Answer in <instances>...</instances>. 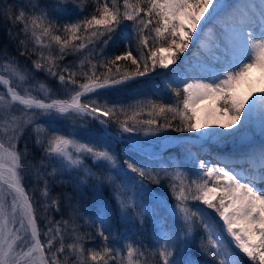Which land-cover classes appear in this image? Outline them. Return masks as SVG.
I'll return each instance as SVG.
<instances>
[{
    "label": "snow or ice",
    "instance_id": "snow-or-ice-1",
    "mask_svg": "<svg viewBox=\"0 0 264 264\" xmlns=\"http://www.w3.org/2000/svg\"><path fill=\"white\" fill-rule=\"evenodd\" d=\"M0 16L19 25L9 36L25 37L20 55L37 57L29 68L0 52V264H206L190 248L200 230L198 251L212 264H244V257L264 264V88L241 91L250 89L254 70L264 73V0H0ZM117 33L126 50L108 56L103 49ZM70 54H82L79 63L61 65ZM151 73L172 102L107 98ZM58 121L70 127H54ZM213 124L223 131L210 130ZM113 126L145 137L201 133V147L213 140L242 147L223 167L197 156L190 179L179 163L156 168L127 157L122 166L110 145L91 139L113 137ZM149 184L166 186L176 203L165 207ZM149 216L159 227L155 250L117 226L142 228ZM168 218L180 222L178 232L167 228ZM96 239L99 245L85 247Z\"/></svg>",
    "mask_w": 264,
    "mask_h": 264
},
{
    "label": "rangeland",
    "instance_id": "rangeland-1",
    "mask_svg": "<svg viewBox=\"0 0 264 264\" xmlns=\"http://www.w3.org/2000/svg\"><path fill=\"white\" fill-rule=\"evenodd\" d=\"M124 24H131V22L125 21ZM124 24L121 25V28L124 27ZM19 37H20V40L25 39V37L23 35H20ZM17 45H20V44L18 43ZM32 47H33V42L31 40H29L28 41V48L31 49ZM97 47H101V45H97ZM132 47H133V51H135V42H133ZM106 48L103 49L104 53H105ZM17 53H19V54H13V55L9 54V55L12 57H15L19 61L21 66L27 65L29 68H31L32 67V60L37 58L35 55H32L31 58H29L28 56H21L20 52H17ZM135 53H136V51H135ZM164 54L166 55L167 53H164ZM80 55H82V54L67 55L64 58V60L59 61V63L61 65L78 64ZM184 56H185V54H183V56L181 57V60H183ZM179 65H180V62L178 61V63L176 65H171L170 68L168 69V71H171V68L178 67ZM157 71L162 72L165 70L158 68ZM35 75H36L37 80H45L53 89L59 90L58 81L46 77V75L43 72H37ZM156 75H154V76L149 75V76H146L143 78L154 79L153 77H156ZM145 81H143V82L132 81V82H130L129 85L123 86L122 90H120L118 93L116 90H113L114 92H112V93H116V94L109 95L107 98L108 99H119V100L127 102V103L135 102L136 100L144 98V97L155 99L152 91L157 89L160 91L158 93L162 94L160 96L161 98H163L165 101H168V102L173 101L172 94H171L170 90L163 89L162 87L157 88V84L161 83L160 80L157 79V80H155L156 82H152V81L145 82ZM110 91H112V90H110ZM57 94L61 95V96L63 95V93H61L59 91L57 92ZM101 99L103 100V98H101ZM141 118L142 119L147 118V116H143ZM176 123H179V121H176ZM53 126L57 127V128H69L70 123L67 121H58ZM88 127H98V125L89 124ZM113 127L115 128V126H113ZM82 131H83V129H82ZM113 132H114V134H116L119 137V139L116 140L114 137L101 138L98 135H94L91 139L93 142L98 141L99 143H107L108 145H110L115 150L117 157L120 161V164L122 166H123V160L127 157H131V158L137 160L138 162H140L142 164L146 163V162L140 160V156H138L137 152L132 151L133 149H130L128 147L129 145L134 146L135 141L141 142V147H142V149H144L145 152H147V153H158V155L155 159H158L166 151H168L172 148H175L176 146H180L176 161L169 162L167 164H171V165L175 166L176 163H179L181 168L184 169L185 171H187L190 179L194 178L192 173L197 168V164H196V157L197 156H199L200 159H205L208 161L210 160L211 163L215 162L214 160L208 159L210 157L209 155H199L200 152H202V147H201L202 143L196 139V136L198 135V133H190L189 137L182 138L181 136L172 135L171 134L172 130L164 131V132L160 133L159 136H149V137H145L143 134H138V135L137 134H128V133L120 134L119 132H115V131H113ZM163 137H171L173 139L166 140V139H163ZM78 138L82 139V140L89 139V137H86V136H80ZM189 149H190V152H189ZM37 155H38V153H37ZM149 166L158 168L160 166V164H149ZM34 183L35 182L30 177L25 179V187L29 190L33 187ZM145 183L148 184L147 181H145ZM148 186L153 190V194L157 197V199L164 202L165 207H169V206L174 205L176 203V201L172 198L171 192L166 188V186H158L155 184H149ZM35 195H36V198L39 199V192H36ZM88 195H90V196H88V206H89V209L91 212V210L93 209V201L91 199V193H88ZM105 195L109 198V202L112 205V207L115 208L116 202L114 199H112V193H111L110 189H108L107 187L105 188ZM144 203L146 205H148L149 201L145 200ZM196 203L198 204L199 202H196ZM199 206L204 207L203 205H199ZM211 211L212 210H209V212H211ZM42 212H43V210H42ZM157 213H158V216L162 215L161 213H159V210H157ZM212 214H213V216H215V213H212ZM54 217L56 220L60 219L59 214L54 215ZM179 223H180L179 221H174L173 219L168 218L167 219V228L168 229L170 228L169 230L178 232ZM221 223H222V221H221ZM44 224H45V222L43 221V228H44ZM117 226H118L120 232H124L126 227L128 229H130L129 235H131V233H135L136 235H135L134 239L138 242H141L144 246H146V243H147L146 237L148 236L147 234H148L149 230L150 229L154 230L153 231L154 233H157L159 231V227L156 225V221L151 216L148 217L147 222L145 223V225L142 228L139 226L138 223L134 224V225L133 224L124 225L121 223V224H118ZM202 234H203L202 230L197 231L194 234L195 239L192 240L191 245H190L191 252L195 257L197 256V259H198V257H200V255H202L198 251V245L200 243L199 238L202 236ZM41 239H44V237ZM120 246H122V244ZM241 255L243 256V254H241ZM205 260H206V264H212L211 260H208V258H206L202 255V261H205ZM244 264H252V262L249 261L246 257H244Z\"/></svg>",
    "mask_w": 264,
    "mask_h": 264
},
{
    "label": "trees",
    "instance_id": "trees-1",
    "mask_svg": "<svg viewBox=\"0 0 264 264\" xmlns=\"http://www.w3.org/2000/svg\"><path fill=\"white\" fill-rule=\"evenodd\" d=\"M93 7L94 6L91 4V2H89V4L86 6V10H85L84 14H89L92 11ZM61 23H63V20L61 21ZM9 29H11L15 33V32H17L19 30V25H17L15 28H13L12 25L7 23V21L2 16H0V52H3V51L6 50L7 53L10 54V55L19 54L17 52H19L18 49L21 47V45H17V44L19 43L20 37L17 36L15 39L10 38ZM125 50H126L125 49V44L120 39V34L117 33V34H115L114 40L112 42H110V44L107 46V48L105 50V54L108 55V56H112V55L120 54V53L124 52ZM133 54L136 55L135 51H133ZM126 63H127L128 67H132L130 62H121V65L123 66ZM157 72H160V71H157ZM150 75L154 76V75H156V73H151ZM153 78L154 79L141 78V79H139V82H143L145 80H146L145 82H149V81L156 82L155 81V80H157L156 77H153ZM110 92H114V91L112 90ZM152 92H153L154 98L160 97L162 95L161 93H158L160 91L157 90V89L152 91ZM113 131L117 132L114 127H113ZM171 134L172 135H176V136H181L182 138H186V137H188L190 135V133H188V132H176V131H172ZM29 146L32 147L31 142H29ZM179 148H180V146H176L175 148H172L169 151L165 152L158 159H154V160H150L149 157L144 155V154H141V153H138V152H137V154H138V156H140V160H142V161H144V162H146L148 164H161L162 162L167 164L169 162L176 161L177 154L179 152ZM33 151H35V149H33ZM132 151H134V150H132ZM134 152H136V151H134ZM60 190L61 189H59V188H54V193L59 192ZM88 196H90V195L87 194L86 199H85L84 207L86 209H88V211L90 212V209H89V206H88ZM42 210L43 209H40L38 215L42 214ZM53 215H56V213H53ZM64 215H65V217L67 216V212L66 211H65ZM59 218H61L60 214H59ZM39 223H40L41 228H43V221L40 220ZM81 223H83V221H81ZM88 231H92V230L88 229ZM153 231L154 230L150 229L148 234H147L148 236L146 237V242H147L146 243V248L155 250V248L158 245L156 244V241H155L156 233H154ZM41 238H43V237H41ZM100 243L101 242H100L99 239H96L94 242L93 241H88V242H86L85 247L86 248L92 247V246H95V245H99ZM196 258H197V256H196ZM198 259L202 261V255H200V257H198Z\"/></svg>",
    "mask_w": 264,
    "mask_h": 264
},
{
    "label": "bare ground",
    "instance_id": "bare-ground-1",
    "mask_svg": "<svg viewBox=\"0 0 264 264\" xmlns=\"http://www.w3.org/2000/svg\"><path fill=\"white\" fill-rule=\"evenodd\" d=\"M201 23L203 24V21ZM194 48H195V41L193 42V45H190L188 52L184 53L185 56H189L191 53H193ZM249 79L251 82L250 89L249 86L245 85L242 87L241 91L243 93H247L249 92V90H251L252 93L258 94L260 89L264 88V73L260 72L259 70H254L251 76L249 77ZM211 129H215L217 131H223V129H219L215 124L210 126V130ZM200 135L201 133H198L196 137H199ZM249 139H253V138L250 136ZM259 142H260V137H259V130L257 128L256 135L254 138V143H259ZM241 147L242 145L239 142L233 143L230 141L227 142L226 144H218L215 140H213V141H209L207 144H205L202 147V152H200L199 155H209L210 157L208 159L214 160L215 161L214 163H216L218 167H223L224 164L222 163V161L228 158V154L234 152V150L239 149Z\"/></svg>",
    "mask_w": 264,
    "mask_h": 264
},
{
    "label": "water",
    "instance_id": "water-1",
    "mask_svg": "<svg viewBox=\"0 0 264 264\" xmlns=\"http://www.w3.org/2000/svg\"><path fill=\"white\" fill-rule=\"evenodd\" d=\"M114 138H116V139H119V137L116 135V134H114V136H113Z\"/></svg>",
    "mask_w": 264,
    "mask_h": 264
}]
</instances>
